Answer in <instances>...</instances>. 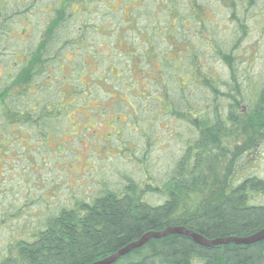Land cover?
Returning a JSON list of instances; mask_svg holds the SVG:
<instances>
[{
    "label": "trees",
    "instance_id": "16d2710c",
    "mask_svg": "<svg viewBox=\"0 0 264 264\" xmlns=\"http://www.w3.org/2000/svg\"><path fill=\"white\" fill-rule=\"evenodd\" d=\"M34 1L21 0L20 4L14 0L0 7V40L5 37L6 29L9 35L12 30L15 31L10 21L14 22L16 14L29 8L27 28H37L39 35L27 62L19 64L11 58L4 66L6 83L0 90V142L12 128L17 129L16 133H21L20 129L24 132L33 131L43 144L47 135L54 133H47L52 125L55 122L57 126L63 123L53 118L52 111L46 107V102L53 97L52 92L36 88V96L33 97L27 91L33 85L37 86L47 67H57L58 60L64 61L61 59L62 51L75 48L77 59L83 66L81 51L87 46L88 33L97 36L101 46L104 38L100 34L116 36L115 31L122 19L127 23L134 20L146 34L151 33L155 24L163 28L169 22V17L159 9V3L162 2L176 11L186 23L192 20L196 10H201L191 2L186 3V9L182 11L175 0H159L158 4L155 0H139L138 5L135 3L136 9L130 7L131 13L150 14L149 22L142 26L136 16L131 15L127 19L122 16L112 29L102 21L113 14L105 0L103 3L108 9L98 5L100 0H51L50 14L45 12L46 5L42 10L38 9L40 6H31ZM216 1L233 3L231 0ZM121 5L120 0V9L124 11L127 7ZM73 6H81V12H71ZM89 7L91 9L87 10ZM97 7L101 9L97 11ZM162 16H166L165 22H162ZM95 19H101V22L90 23ZM21 21V18L16 19V23ZM127 23L125 27H128ZM199 24L194 33L189 31L181 38L182 49L173 52V58L182 61L179 68L165 65L164 62L155 63L154 67L143 64L139 67L140 63L133 65L122 61L127 64L124 72L129 68L128 71L134 73V66H138L137 69L151 73L163 69L167 77L163 87L152 83L146 86L148 92L163 91L170 117L165 119L166 123L174 125L173 120L181 121L187 131L183 140V153L174 163L168 177L144 189L131 179L118 189H110L107 185L97 191L91 200H74L68 207L54 204L53 199H38L42 211L32 216L38 218L34 230L28 239L12 237V240L3 243L5 245L0 247V264H92L139 240L146 233L160 232L167 227H184L207 240L244 238L264 228V204L254 205L251 202L254 195L264 194V180L255 176L257 173L252 167L246 168L247 163L251 162L250 157L253 160V154L264 146V84L258 78L251 80L247 75L248 70L252 75L253 63L250 64V60L245 64L242 74L236 73V56H231L228 50L216 43L213 28L217 24ZM211 28L212 32L207 33ZM124 34L118 37L115 46L121 37H125L133 42L129 46L133 48L136 35ZM146 38L151 46L164 45L162 38L152 41L148 36ZM99 44H93V55L98 54ZM96 49L98 52H95ZM207 54L212 61L217 56L221 59L229 72L228 76L214 71L212 61H203ZM183 67L185 75L181 70ZM70 84L72 90L80 88L78 81ZM171 84L174 89H171L173 93L170 95L168 85ZM19 87L22 90L18 98L7 93ZM21 95L25 97L23 101L19 100ZM28 96L33 98L29 99ZM119 105L124 112V105ZM131 108L138 116L133 131L138 132V128L145 141L149 142V137H145V126L151 120L159 122L160 115L154 113L151 106H146L142 111L140 105L134 103ZM147 112L149 118L143 122V114ZM2 151L5 155L8 153L0 144V153ZM134 152L132 148L130 154L121 153L119 160L132 156ZM3 167L0 168V175H7L1 170ZM246 169L249 171L246 175L250 177L238 179ZM120 177L126 181L123 175ZM22 179L26 187L22 185ZM19 181L16 187L10 189L9 196L6 190L1 189L0 182V232L13 230L16 233L27 228L26 224L15 225L16 220L31 216V211H22L29 207L31 201L26 195L24 200L28 207L20 204L19 188L32 191L38 182L32 178L27 181L22 176ZM148 195H156L162 201L152 203ZM113 264H264V240L250 246L229 243L204 248L188 237L168 234L160 239H150L144 246L130 251Z\"/></svg>",
    "mask_w": 264,
    "mask_h": 264
},
{
    "label": "rangeland",
    "instance_id": "374dc122",
    "mask_svg": "<svg viewBox=\"0 0 264 264\" xmlns=\"http://www.w3.org/2000/svg\"><path fill=\"white\" fill-rule=\"evenodd\" d=\"M13 1L0 0V7ZM16 1L21 4V0ZM49 1L51 0H36L31 3V6H40L38 9L42 10L46 5L45 12L50 14L52 11ZM121 1V6L127 7L124 11L120 9V0H105L106 5L113 11V14L102 19L105 26L113 29L122 16L127 19L131 15L136 16L142 26L149 22L150 14L131 13L130 7L136 9L135 3L138 5L139 0ZM175 1H177V6L178 3L180 4L179 7L182 11L186 9L184 5L189 2L201 10H196L192 20L186 23L177 15L176 11L162 2L159 3V9L169 17V22L163 28L155 24L151 33L147 32L146 34L137 27L134 20H129L127 23L122 19L118 26L119 29L117 28L115 31L117 37L100 34L104 38L101 41V46L98 43V37L88 33L87 46L81 51L82 59H84L82 60L83 66L77 59L75 48L62 51L61 59L64 61L58 60L57 67H47L44 74L40 76L37 86L33 85L27 91L33 97L36 96V88H45L52 92L53 97L46 102L48 104L46 107L52 111L53 118H58L63 123L57 126L55 122L52 125L50 129L55 128L49 129L50 131L48 130L47 133L54 132L55 134L47 135L43 144L40 143L38 134L35 135L33 131L24 132L23 129L19 130L21 133H16L17 129L11 128L6 134V138L1 140V147L8 150L6 155L3 154L4 151L0 153V168L4 166L1 170L7 174L0 175L1 189L6 190L9 196L10 189L18 185L21 176L27 181L32 178L38 183L32 191H23L19 188L20 204L28 207V203L26 204L24 200L26 195L31 201L29 207L22 211H31V216L26 215L15 221V225L26 224L25 230L16 233L13 230L0 232V247L12 240V237L13 239H28V235L34 230L38 221V218L32 216H37L42 211L41 205L37 201L40 198L48 201L53 199L54 204L68 207L74 200H91L96 196L97 191L107 185L110 189H118L131 179L141 189H144L146 186L153 185V182L160 183L168 177L174 163L183 153L185 148L183 140L187 136V131L181 121L173 120L174 125L166 123L165 119H170V117H168L167 101L163 91L160 89L154 93L148 92L146 86L147 83H152L163 87L167 77L163 69L151 73L137 69L138 66H134V73L128 71L129 68L124 72L127 64L122 61H128L133 65L140 63L139 67L141 64L154 67L155 63L164 62L165 65L179 68L182 61L174 59L173 52L182 49L181 38H184L189 31L194 33L199 23L201 26V23L207 22L213 26L217 24L213 28L215 29L213 31L216 43L222 49L228 50L227 52L231 56H236L234 62L237 67L236 73L242 74V71H245V64L250 60V64L253 63L252 75L249 74L250 70L247 75L251 77V80L258 78L264 84V0H231L233 3H221L216 0ZM155 2L158 4L159 0H155ZM98 5L108 9L103 0H100ZM90 9L91 7L87 10ZM100 9L97 7V11ZM29 10L22 9L23 12L16 14L14 22L10 21V24H14L15 27V31L12 30L10 34L13 37H10L6 29L5 37L0 40V90L6 83V71L4 70L6 63L11 61V58L12 61L17 60L19 64L27 62L29 52L34 49L39 38L37 28L32 30L27 28L26 19L29 17ZM81 10V6H73L71 12H81ZM17 18H21L22 21L16 23ZM161 18H163L162 22L166 21V16ZM98 22H101V19H95L90 23L97 24ZM125 23L128 24V27H125ZM143 28L145 29V27ZM145 30L147 31V29ZM124 32L128 35L134 33L136 43L133 48H129L133 42L121 37L117 47L124 50H119L115 44L118 42V37ZM210 32H212V28L207 33ZM147 36L151 41L155 38H162L164 45L151 46ZM95 43L100 46L99 52L98 49L95 51L98 52L97 55H93L94 51L92 50ZM207 55L203 61H212L210 55ZM220 60L217 56L216 60L212 61V69L228 76L229 72ZM181 70L185 75V67ZM75 81L79 82L80 88L72 90L70 83ZM181 81L183 84L185 83L183 78ZM168 87L171 95L173 93L171 89L174 87L172 84ZM21 90L22 87L14 88L8 90L7 93L18 98L17 95ZM46 94L43 93V95ZM30 97L28 96L29 99ZM24 99L25 97L22 95L19 98L20 101ZM17 102L15 101V103ZM134 103L140 105L142 111L146 106H151L152 111L160 115L159 122L151 120L145 126L147 128L145 137H149V142L145 141L138 128V132L133 131L138 120L136 111L131 108V104ZM117 104L124 105L125 111L122 112L121 105L117 106ZM116 110L118 112H115ZM147 114L148 112L143 114V122L149 118ZM132 148L135 149L132 156L119 160L121 153L130 154ZM105 155L108 157L106 158ZM250 161L246 168L252 167L257 173L255 176L264 180V146L253 154V160L250 157ZM247 169L238 179L250 177V175H246L249 172ZM120 175H123L126 181L122 180ZM21 182L26 187L24 179ZM147 197L152 203L162 201L156 195ZM251 202L254 205H263L264 194L254 195ZM22 214L24 215L23 212ZM3 243L5 244L3 245Z\"/></svg>",
    "mask_w": 264,
    "mask_h": 264
},
{
    "label": "water",
    "instance_id": "95a60500",
    "mask_svg": "<svg viewBox=\"0 0 264 264\" xmlns=\"http://www.w3.org/2000/svg\"><path fill=\"white\" fill-rule=\"evenodd\" d=\"M168 234H178L190 238L195 244L204 248H213L222 245H227L229 243H234L236 245L250 246L256 243H259L264 240V229L244 238H225V239H216V240H207L193 231L187 230L184 227H167L160 232H149L143 235L139 240L127 245L126 247L120 249L116 253L96 261L92 264H113L117 259L124 256L134 249L141 248L144 246L150 239H160Z\"/></svg>",
    "mask_w": 264,
    "mask_h": 264
}]
</instances>
